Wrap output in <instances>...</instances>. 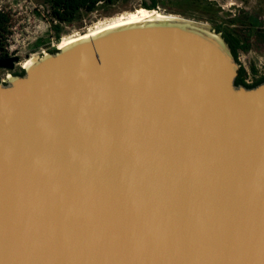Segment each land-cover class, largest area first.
<instances>
[{"label": "water", "instance_id": "obj_1", "mask_svg": "<svg viewBox=\"0 0 264 264\" xmlns=\"http://www.w3.org/2000/svg\"><path fill=\"white\" fill-rule=\"evenodd\" d=\"M239 71L175 17L0 82V264H264V82Z\"/></svg>", "mask_w": 264, "mask_h": 264}, {"label": "rangeland", "instance_id": "obj_2", "mask_svg": "<svg viewBox=\"0 0 264 264\" xmlns=\"http://www.w3.org/2000/svg\"><path fill=\"white\" fill-rule=\"evenodd\" d=\"M152 1L119 0L114 4L100 5L93 12L82 10L73 22L59 20L46 0H0V10L11 19L8 44L11 45L10 51H19V70L22 71L28 61L38 60L51 50L62 48L60 45L64 40L88 33L98 24H108L127 17L129 13L146 9L144 4L149 5ZM157 1L156 11L162 15L207 26L221 37L222 27L232 29L245 43V48L238 51L239 64L253 78L254 75L264 76V0ZM231 19L236 20L234 26L229 22ZM58 32L60 37L56 38Z\"/></svg>", "mask_w": 264, "mask_h": 264}, {"label": "trees", "instance_id": "obj_3", "mask_svg": "<svg viewBox=\"0 0 264 264\" xmlns=\"http://www.w3.org/2000/svg\"><path fill=\"white\" fill-rule=\"evenodd\" d=\"M119 0H46L47 4L51 5L53 8V12L55 16L61 20V21H67V22H73L78 19V14L85 10L86 12H93L98 8L100 5H110L114 4L115 2H118ZM158 1L153 0L151 4H144V7L148 10H156L158 7ZM53 16V14H52ZM10 17L0 10V52L5 51V45L7 44V39L10 34L9 28H10ZM55 28H58L55 26ZM56 38L60 37V32H58L55 35ZM236 49L239 50L241 48H245V43L241 38L236 39ZM40 43H37V46H39ZM56 49H53L50 51V53L56 52ZM233 55L237 60L236 52H233ZM239 63V62H238ZM254 70V74H255ZM24 74V70L21 71V75ZM247 72L240 68L239 76L236 79L237 85H245L248 88L255 87L261 83L264 82V76H261L260 78L256 79V81L248 85L245 83L244 78L246 76Z\"/></svg>", "mask_w": 264, "mask_h": 264}, {"label": "bare ground", "instance_id": "obj_4", "mask_svg": "<svg viewBox=\"0 0 264 264\" xmlns=\"http://www.w3.org/2000/svg\"><path fill=\"white\" fill-rule=\"evenodd\" d=\"M163 18H175V16H172V15L165 16L156 10L140 9L136 12L129 13V15L127 17H120L117 20H114L113 22H110L108 24H104V25L98 24V26L96 25L97 27L94 28L93 30H90L88 33L82 34L76 38L64 40L61 43L60 47L64 48L65 46H67L71 43H74L78 40H82V39H86L88 37H92L94 35H97L99 33H102L104 31H107V30H110V29H113L116 27L124 26L127 24H132V23L146 22V21H150L153 19H163ZM62 48H59V49H62ZM33 61L31 63H33ZM31 63L28 64V62H27L28 66L31 65Z\"/></svg>", "mask_w": 264, "mask_h": 264}, {"label": "flooded vegetation", "instance_id": "obj_5", "mask_svg": "<svg viewBox=\"0 0 264 264\" xmlns=\"http://www.w3.org/2000/svg\"><path fill=\"white\" fill-rule=\"evenodd\" d=\"M229 22L232 23V26H234L235 25L234 22H236V20L231 19ZM221 33H222L223 38L229 44L231 50L233 52H236L237 60L239 62V56H238L239 50L236 49V43H235L236 39L239 37H237L236 34L232 31V29H229V27H222ZM8 42H9V38L7 39V44L5 45V51L0 52V61H2L4 65H6V64H9L8 59L18 57L19 62H14V68L12 70H9L3 67L0 68V82L1 83H6L12 76L21 75V70H19V66H20L19 51H16L14 49L10 51L11 45H9ZM240 68H243L246 71V68L242 64H240Z\"/></svg>", "mask_w": 264, "mask_h": 264}, {"label": "built area", "instance_id": "obj_6", "mask_svg": "<svg viewBox=\"0 0 264 264\" xmlns=\"http://www.w3.org/2000/svg\"><path fill=\"white\" fill-rule=\"evenodd\" d=\"M246 71H247V69H246ZM260 77L261 76L254 75V78H253V76H251L250 73L247 72V74H246V76L244 78V81H245L246 84L251 85V84H253L256 81V79H258Z\"/></svg>", "mask_w": 264, "mask_h": 264}, {"label": "clouds", "instance_id": "obj_7", "mask_svg": "<svg viewBox=\"0 0 264 264\" xmlns=\"http://www.w3.org/2000/svg\"><path fill=\"white\" fill-rule=\"evenodd\" d=\"M30 63H31V61H28V64H30ZM28 64H25L24 66H25V67H27V66H28Z\"/></svg>", "mask_w": 264, "mask_h": 264}]
</instances>
